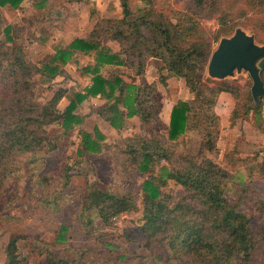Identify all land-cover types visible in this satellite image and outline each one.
Returning <instances> with one entry per match:
<instances>
[{
	"label": "trees",
	"instance_id": "trees-1",
	"mask_svg": "<svg viewBox=\"0 0 264 264\" xmlns=\"http://www.w3.org/2000/svg\"><path fill=\"white\" fill-rule=\"evenodd\" d=\"M25 1L0 0V9L9 6L19 10ZM143 1L145 8L134 13L129 0H120L122 18L99 19L86 37L60 47L41 63L28 61L23 47L12 45L14 26L5 28L6 41L0 43V191L18 172H31L46 155L59 151L47 126L60 123L66 133L79 129L86 117L78 109L91 99H100L103 105L97 113L113 128L121 130L127 119L135 118L143 128L153 124L156 127L149 135L126 137L116 147L117 157H125L127 163H135L142 174L148 175L141 207L128 192L102 190L97 184H89L79 215L82 222L97 230L96 221L109 226L112 218L140 211L138 229L147 239L148 251H159L157 258L163 264H259L264 261V223L254 228L252 217L241 209L240 203L226 197L230 174L211 159L199 162L198 157L177 151L182 138L196 136L200 139L199 157L219 156L217 144L222 124L216 108L222 94H230L236 103L231 125L239 118L240 85L228 80L215 81L206 75L214 44L233 35L238 25L218 0H190L194 12L174 19L157 11V0ZM49 2L36 0L35 8L44 10ZM248 6L264 15V0H251ZM200 12L218 16L219 28L208 34L199 20ZM95 13L92 9L91 15ZM105 42L116 43L119 50ZM78 57L93 59L82 69L90 84L81 91L61 88L48 102H38L34 92L36 77L40 76L44 84L53 83L66 75V66ZM152 59L163 65L158 68V81L148 83L145 76ZM258 66L264 82V59ZM106 67L128 69L140 82L128 83L123 73L106 77ZM171 78L185 81L189 92L196 95L197 105L192 107L179 100L166 125L160 118L162 103L157 94L159 84L165 87ZM249 98L244 116L253 110L259 113L262 108L263 99L255 105L252 94ZM64 99L68 105L60 110ZM81 137L78 154L102 151L106 136L97 128L93 133L82 131ZM161 161L166 165L161 166ZM257 164L264 176V160ZM157 166H161L160 174H155ZM70 172L68 166L64 173L66 185L72 177ZM32 178H36L34 173ZM163 178L182 187L183 195L177 202L163 196L156 185ZM45 183V177L35 181L37 185ZM258 202L257 210L264 217V201ZM67 231L62 226L57 241L45 244L49 248L39 249L49 264L79 262L92 251L68 246L66 252L70 257L52 250V246L67 241ZM21 239L15 237L8 244L9 264H18L17 244ZM123 260L118 257L116 264H127Z\"/></svg>",
	"mask_w": 264,
	"mask_h": 264
},
{
	"label": "rangeland",
	"instance_id": "rangeland-1",
	"mask_svg": "<svg viewBox=\"0 0 264 264\" xmlns=\"http://www.w3.org/2000/svg\"><path fill=\"white\" fill-rule=\"evenodd\" d=\"M218 1L221 7L228 10L234 23H237L236 30L242 29L249 36H254L256 43L264 47V15L254 12L248 6L251 0ZM35 2L26 0L19 10L0 9V43L6 41L5 28L14 26L12 36L15 42L12 45L23 47L28 61L33 63L44 62L60 47L68 46L76 38L86 37L99 19L123 16L120 0H50L44 10L36 9ZM129 4L134 13L145 8L143 0H129ZM156 4L157 11H163L173 19L194 12L190 0H157ZM92 9L96 10L95 15H91ZM200 17L201 25L208 34L219 28L218 16L210 17L200 12ZM104 44L119 50L116 43ZM218 46L219 43L214 44L212 54ZM91 63V57H78L66 66L64 77H57L50 84H44L40 76H37L34 90L37 101L48 102L61 88L72 87L78 91L86 88L90 80L82 75V69ZM161 65L162 62L152 59L148 62L147 72L153 73L158 79V68ZM115 73H123L128 83H139V79L128 69L106 67L103 70L106 77ZM206 75L209 77L207 69ZM181 80L171 78L167 86H158L157 98L162 103V121L170 113L172 105L179 100L187 101L192 107L197 105L196 95H189L185 81ZM226 80L240 85V115L235 125H231L230 117L236 103L230 94H227L230 99L228 102L223 98L217 104L216 112L222 124L217 144L219 156L207 154L199 157L200 139L196 136L182 138L177 151L198 157L199 162L205 158L211 159L226 170L230 174L226 181V197L234 203H240L241 209L252 217L253 227L259 228L264 223V217L257 210L258 199L264 201V176L257 166V163L264 160V99L259 113L253 110L244 116L245 105L250 99L252 79L246 71H235ZM67 105L68 100L64 99L59 109L63 110ZM102 105L100 99L85 102L77 111L85 115L84 123L69 133L65 132L60 123L47 126L48 135L57 140L59 151L46 155L44 161L32 166L31 172H18V176L6 182L0 191V237H5V244H9L15 237L23 238L17 244L19 264H49L46 255H41L39 249L47 248L45 244L56 242L62 226L68 228L65 234L67 241L52 246V250L55 248L60 256L70 257L71 254L66 252L68 246L92 250L82 261L70 264H116L118 257L124 258L127 264H163L157 258L159 251H148L147 239L138 229L140 211L112 218L109 226L96 221L97 230L79 218L89 184H97L102 190L128 192L141 207L143 189L148 179V175L142 174L135 163H127L125 157H117L116 147L126 137L151 134L156 125L143 128L137 118L127 119L123 129L117 130L98 115ZM96 128L106 136L102 151L97 154H78L82 143L81 132L93 133ZM162 165H166L165 161H161ZM68 166L71 167L72 177L66 185L64 173ZM161 166L155 167V174H160ZM33 173L36 178H32ZM40 177L46 178L45 185L35 184ZM156 185L162 195L169 196L173 203L183 195L182 187L167 178L157 180ZM27 257L30 258L28 263ZM259 264H264V261Z\"/></svg>",
	"mask_w": 264,
	"mask_h": 264
},
{
	"label": "water",
	"instance_id": "water-1",
	"mask_svg": "<svg viewBox=\"0 0 264 264\" xmlns=\"http://www.w3.org/2000/svg\"><path fill=\"white\" fill-rule=\"evenodd\" d=\"M263 59L264 47L256 43L254 36L237 29L230 37L220 40L209 60L207 72L211 79L219 81L233 76L235 71L248 72L253 82L251 94L255 105H259L264 99V82L258 63Z\"/></svg>",
	"mask_w": 264,
	"mask_h": 264
},
{
	"label": "crops",
	"instance_id": "crops-1",
	"mask_svg": "<svg viewBox=\"0 0 264 264\" xmlns=\"http://www.w3.org/2000/svg\"><path fill=\"white\" fill-rule=\"evenodd\" d=\"M5 8H11L9 6L5 7ZM13 9V8H11ZM13 10H16V9H13ZM104 16V14L102 15V17ZM107 16V15H106ZM107 17H112V16H107ZM92 63H93V59H92ZM150 76V77H149ZM145 79L148 83H153V82H157L158 79L157 77H154L153 73H150V72H146V76H145ZM90 80V79H89ZM181 80V79H180ZM184 82V80H181ZM140 82V80H139ZM90 83V81H89ZM188 94L190 95L191 93L188 91ZM228 95L227 94H222L219 101H218V104L219 102L224 98L227 102L230 100L229 97H227ZM174 107V104L172 105L171 107V110H170V113H172V109ZM170 113L167 114V117L166 119H163L164 123L166 125H169L170 123V119H171V115ZM5 237H0V264H9V258H8V254H7V245L8 244H5ZM18 254V253H17ZM30 258L27 257V263L29 261ZM20 262V258L18 257V264ZM49 263V262H48Z\"/></svg>",
	"mask_w": 264,
	"mask_h": 264
},
{
	"label": "built area",
	"instance_id": "built-area-1",
	"mask_svg": "<svg viewBox=\"0 0 264 264\" xmlns=\"http://www.w3.org/2000/svg\"><path fill=\"white\" fill-rule=\"evenodd\" d=\"M114 219H116V218H114Z\"/></svg>",
	"mask_w": 264,
	"mask_h": 264
}]
</instances>
